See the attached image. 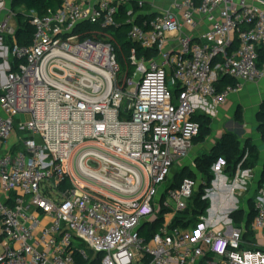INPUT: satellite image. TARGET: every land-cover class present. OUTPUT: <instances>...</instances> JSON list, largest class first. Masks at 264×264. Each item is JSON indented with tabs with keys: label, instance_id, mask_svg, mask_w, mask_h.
I'll list each match as a JSON object with an SVG mask.
<instances>
[{
	"label": "built area",
	"instance_id": "built-area-1",
	"mask_svg": "<svg viewBox=\"0 0 264 264\" xmlns=\"http://www.w3.org/2000/svg\"><path fill=\"white\" fill-rule=\"evenodd\" d=\"M144 5L62 0L48 14L30 12L32 42L7 47L13 61L0 52V264H264V247L246 246L241 228L206 229L205 215L179 225L191 221L182 217L198 180L169 182L199 133L194 99L215 114L264 77V9L175 0L146 17ZM11 13L0 20V43L16 33ZM198 15L210 24L209 42L183 33ZM122 23L142 49L128 59L138 83L120 78L114 33ZM85 24L93 28L80 31ZM153 50L157 57L147 55ZM224 76L235 84L220 89ZM254 209L260 232L264 184ZM159 219L146 241L142 226Z\"/></svg>",
	"mask_w": 264,
	"mask_h": 264
},
{
	"label": "trees",
	"instance_id": "trees-1",
	"mask_svg": "<svg viewBox=\"0 0 264 264\" xmlns=\"http://www.w3.org/2000/svg\"><path fill=\"white\" fill-rule=\"evenodd\" d=\"M62 0H11V9L15 11L18 7H24L26 12L18 11L16 13L15 19L18 22V26L16 28V33L14 36L6 37V42L9 45L10 49L14 43H18L20 45H29L32 42L35 28L32 23V17L29 15L31 11H35L39 15L48 14L50 11L56 10ZM145 6V5H144ZM146 17H152V15L146 14ZM139 21V19H138ZM93 27L91 25L85 24L80 31L90 30ZM128 25L126 23H122L120 28L114 33L116 41L114 42L117 59L120 63V66H124L125 62L129 59L132 48H136L138 50V54H142V49L137 47L127 38ZM147 55L149 57H157L158 52L153 50L148 52ZM13 61V59H12ZM258 65L262 67L264 65V51H259V63ZM122 68V67H121ZM235 84V80L224 76L220 79L218 84L219 88L222 89L227 85ZM194 120L200 125L199 133L194 137L193 144L204 143L207 138L212 133V117L207 114L196 113L194 116ZM258 121L260 123V130L262 132V136L264 138V102L260 108L258 113ZM224 160V173L232 180L235 175L238 167L241 171L253 170L259 159V152L256 147L250 142L247 141L245 146L241 147V142L237 135L232 132H227L222 135L221 139L218 140L216 145L212 148L210 153L204 154L196 160V164L198 165V169L203 175V185L209 187L212 180L214 179V174L212 168L214 165L218 163L220 160ZM184 177H192L193 172L190 169H182L180 172L174 175L171 179V185L178 184ZM264 181L261 182L262 185ZM197 192V190H196ZM193 196L192 202L188 210L185 212L183 219L191 218L190 222L179 221V225L183 227H188L190 224L198 225V220L196 219L197 215H205L208 208V201L206 199H196L195 195ZM254 199L255 197L250 198V208L251 212L248 216V220L246 222V229L249 230L254 215ZM234 223H237L238 226L241 225L244 216L245 210L239 209L231 214ZM160 219L155 223H145L141 228V235L145 238L146 241H149L151 238V233H154L156 229L160 226ZM78 264H99V261L95 260L91 263L78 259Z\"/></svg>",
	"mask_w": 264,
	"mask_h": 264
},
{
	"label": "crops",
	"instance_id": "crops-1",
	"mask_svg": "<svg viewBox=\"0 0 264 264\" xmlns=\"http://www.w3.org/2000/svg\"><path fill=\"white\" fill-rule=\"evenodd\" d=\"M138 1L139 0H130L132 4H136ZM143 1L145 2V7L140 10V15L149 14L154 16L172 7L175 0ZM248 3L260 6L264 9V0H248ZM11 12V0H0V20L6 15L12 14ZM14 18L15 16L13 19ZM209 31L210 24L202 15L197 16L196 25L194 27H184L183 29L184 34L192 35L194 40L200 43L209 42V40L204 37V35ZM171 45H177L176 38ZM194 100L197 106L200 104L198 110L202 109V114H207L212 117V136L215 134V137H218V140H220L223 134L232 132L238 136L242 148L245 146L247 141H250L256 147L259 152L258 163L253 170H246L244 172L253 174L256 178L257 186L258 184H261V182L264 181V138L260 130L258 113L264 102V77L259 80L246 82L242 90L238 93L231 94L227 101L220 106L215 114L209 113L205 109L206 106L202 100L200 101L198 98H195ZM204 143L194 144V146L200 147ZM216 143H214L211 147L213 148ZM248 216V212H245L244 219L240 226H238L237 223H234L233 219L229 217V224L224 221L226 226L225 232H228L230 226L232 228H241L243 230L246 246L252 248H263L264 229L260 232H255L252 229L251 224L249 230H247L246 222L248 220ZM219 221L220 218H216L215 220H212V224L215 225ZM2 244L3 238L0 236V252L3 250Z\"/></svg>",
	"mask_w": 264,
	"mask_h": 264
},
{
	"label": "rangeland",
	"instance_id": "rangeland-1",
	"mask_svg": "<svg viewBox=\"0 0 264 264\" xmlns=\"http://www.w3.org/2000/svg\"><path fill=\"white\" fill-rule=\"evenodd\" d=\"M18 11L26 12L24 7H18L14 12L15 17ZM11 23L14 28H17L18 22L14 18ZM6 38V37H5ZM3 39L0 43V52H5L3 57H8L12 61L13 57L10 51L6 50L9 45L6 42V39ZM3 47V49H1ZM120 78L124 77L126 74H129L130 77H133V73L137 70L135 65L127 60L124 66H121ZM141 74L134 76L135 83L140 81ZM177 85H172V88H177ZM197 113L202 114V109L198 110ZM216 131V130H215ZM218 137H215V134L210 135L207 138V141L202 144L200 147H195L194 144L189 152V154L177 162L171 172V177L182 169H190L193 172V176L198 180L197 192L195 195L196 199H206L208 201V208L205 214L207 219L206 222L202 223V226L206 229H212L215 232L225 231V223L229 224V217L232 218L231 214L239 209H244L245 212L250 214L251 208L249 205L250 198L255 197L257 194V188L260 186L256 182V178L252 173H245L241 171L238 167L235 177L231 180L224 173V160L218 161L216 165L213 166L212 171L214 174V179L212 180L209 187L203 185V175L198 169L196 160L203 156L204 154L210 153L212 150L211 146L218 141ZM195 163V164H194ZM171 182V181H169ZM232 210V211H231ZM220 218V221L213 225L212 220ZM225 221V223H224Z\"/></svg>",
	"mask_w": 264,
	"mask_h": 264
},
{
	"label": "water",
	"instance_id": "water-1",
	"mask_svg": "<svg viewBox=\"0 0 264 264\" xmlns=\"http://www.w3.org/2000/svg\"><path fill=\"white\" fill-rule=\"evenodd\" d=\"M130 103H131V100H128V101H127V104L129 105ZM231 211H232V210H231ZM232 231H233V228L230 226V228H229L227 234H231Z\"/></svg>",
	"mask_w": 264,
	"mask_h": 264
}]
</instances>
